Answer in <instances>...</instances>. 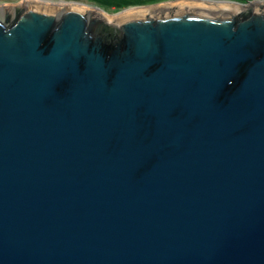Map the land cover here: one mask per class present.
Segmentation results:
<instances>
[{"label": "water", "instance_id": "obj_1", "mask_svg": "<svg viewBox=\"0 0 264 264\" xmlns=\"http://www.w3.org/2000/svg\"><path fill=\"white\" fill-rule=\"evenodd\" d=\"M31 1L0 3V264H264V8Z\"/></svg>", "mask_w": 264, "mask_h": 264}, {"label": "rangeland", "instance_id": "obj_2", "mask_svg": "<svg viewBox=\"0 0 264 264\" xmlns=\"http://www.w3.org/2000/svg\"><path fill=\"white\" fill-rule=\"evenodd\" d=\"M22 0H0L2 4H17ZM44 2L58 3V2H77L87 5V7H95L103 10L107 15H116L129 10L134 7L146 8L152 5L160 4L164 0H43ZM168 1V0H165ZM106 15V14H105Z\"/></svg>", "mask_w": 264, "mask_h": 264}, {"label": "flooded vegetation", "instance_id": "obj_3", "mask_svg": "<svg viewBox=\"0 0 264 264\" xmlns=\"http://www.w3.org/2000/svg\"><path fill=\"white\" fill-rule=\"evenodd\" d=\"M180 1H189V2H195V1H201L207 4H218V5H226L232 12L239 18H245L251 14V10L254 7H257L259 9L264 8V0H168L160 3V4H171L170 6L177 5ZM81 4V3H79ZM85 7L87 5L81 4ZM173 6L172 8H175ZM89 9H92V7H87ZM20 10V8H17L14 12L17 14V12ZM14 13V14H15ZM16 14L12 17L10 22H13ZM10 17L13 15V12L9 14Z\"/></svg>", "mask_w": 264, "mask_h": 264}, {"label": "bare ground", "instance_id": "obj_4", "mask_svg": "<svg viewBox=\"0 0 264 264\" xmlns=\"http://www.w3.org/2000/svg\"><path fill=\"white\" fill-rule=\"evenodd\" d=\"M36 1L37 2H32V1L31 2L34 3V4H36V5L48 6V7H69V6H74V7L84 8L83 5H81V4L77 3V2H72V1H69V2H58L56 4H53V3H50V2H44L43 0H36ZM182 3H185L186 4V3H204V2H201V1H195V2H193V1L192 2H189V1L188 2L187 1H180V2H178V4H182ZM170 5L171 4H165V6H170ZM148 9H150V8H147V7L146 8H142V7H138L137 8V7H134V8H131L129 10L124 11V13H121V14H116L114 16H112V15H106V16L104 15V16L108 20L113 21V20L118 19L119 16L123 17V16H125L127 14H130V13L140 12V11H146Z\"/></svg>", "mask_w": 264, "mask_h": 264}, {"label": "trees", "instance_id": "obj_5", "mask_svg": "<svg viewBox=\"0 0 264 264\" xmlns=\"http://www.w3.org/2000/svg\"><path fill=\"white\" fill-rule=\"evenodd\" d=\"M15 18H16V17H15ZM15 18H14V20H15ZM14 20H13V21H14Z\"/></svg>", "mask_w": 264, "mask_h": 264}]
</instances>
